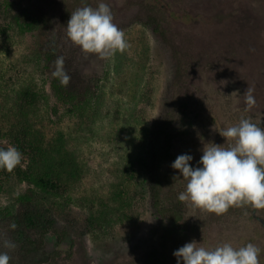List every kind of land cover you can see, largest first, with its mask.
<instances>
[{
    "label": "rangeland",
    "instance_id": "obj_1",
    "mask_svg": "<svg viewBox=\"0 0 264 264\" xmlns=\"http://www.w3.org/2000/svg\"><path fill=\"white\" fill-rule=\"evenodd\" d=\"M100 2L127 43L107 59L84 53L66 34L72 12ZM19 13L34 20L27 30L14 21ZM58 57L70 76L68 101L52 88ZM242 118L264 128V0H0V147L14 146L27 127V138L50 144L54 168L60 159L76 168L26 204L52 221L46 256L26 264H177L174 250L193 240L209 249L253 243L264 264V209L216 215L185 201L183 237L173 241L163 236L169 220L148 189L155 149L190 154L197 166L204 147H227L220 132ZM20 152V165L0 169V253L10 260L27 244L11 228L23 208L18 196L33 188L19 171L43 169ZM178 180L185 191L187 181Z\"/></svg>",
    "mask_w": 264,
    "mask_h": 264
},
{
    "label": "clouds",
    "instance_id": "obj_2",
    "mask_svg": "<svg viewBox=\"0 0 264 264\" xmlns=\"http://www.w3.org/2000/svg\"><path fill=\"white\" fill-rule=\"evenodd\" d=\"M67 37L84 53L107 59L123 52L127 43L124 32L113 23L107 3L98 7L84 6L71 13L66 23ZM52 75L67 86L70 76L64 70V58L55 61ZM246 104L255 99L251 89L246 91ZM229 141L227 147L213 143L204 147L197 166L190 164L193 156L181 154L171 163L187 181L185 191L178 194L181 202L191 201L197 208L222 215L231 207L250 206L254 211L264 209V128L242 118L235 126L220 132ZM22 162V153L15 147L0 148V169L11 172ZM12 229L16 228L13 223ZM8 248L15 244L6 242ZM261 249L253 243L239 248L225 243L209 249L195 240L174 250L177 264H259ZM10 256L0 253V264H9Z\"/></svg>",
    "mask_w": 264,
    "mask_h": 264
},
{
    "label": "trees",
    "instance_id": "obj_3",
    "mask_svg": "<svg viewBox=\"0 0 264 264\" xmlns=\"http://www.w3.org/2000/svg\"><path fill=\"white\" fill-rule=\"evenodd\" d=\"M14 21L17 27L20 29L27 30L30 28L34 20H29L23 18L20 13L14 16ZM47 58H51V52L47 54ZM48 58V59H49ZM52 88L55 91V94L58 97L63 99V94L67 95L71 100L74 97V94L71 93V85L67 86L61 85L59 79H55L52 83ZM69 90V91H68ZM26 99L32 98L31 92H24ZM24 128V127H23ZM27 127L20 129L17 134L14 136V146L20 150L25 151L30 154V164H39L43 165L41 173H37L33 170L19 171V174L25 179L33 188L29 189V192L21 196H18V201H20L23 208L18 210L13 216L12 221L16 225L15 233L18 234L21 238L26 239L27 244H25L24 250L19 254L17 259L10 260L9 264H26L30 259H34L38 255L46 256L45 252H42L45 248V235L47 233L46 223H51V220L43 219L41 214H36L34 210L27 206L26 204L31 201L32 196L35 194L36 190L43 192H49L55 189H58L62 175L74 177L76 173V168L73 166V162L70 160L67 165L61 164V159L56 162V168H54L51 161H55L54 158L50 159V144L42 145L43 143L39 142L37 136L27 138ZM3 148V147H0ZM61 155V154H60ZM158 156V159L156 157ZM177 155L171 152L170 147L167 145L163 148L162 152L159 153L155 149L154 159L152 165L148 171V189L150 192L151 200L153 206L156 208L158 213L163 219H168L169 223L165 226V233L163 234L164 238L168 240H180L183 235V227L185 226V211L186 205L184 202L178 200V183H179V170L173 169L171 163L176 159ZM64 159V158H63ZM57 161V160H56ZM63 161V160H62ZM164 165H166L165 168ZM72 166V167H71ZM71 167V168H70ZM63 175V176H64ZM169 189L166 201L167 206H163L162 203V192L163 189ZM46 226V227H45ZM164 226H162L163 228ZM57 244L60 243V238H57ZM42 252V253H41ZM58 254L57 250H53L49 253L52 257ZM47 255V257L49 256Z\"/></svg>",
    "mask_w": 264,
    "mask_h": 264
}]
</instances>
